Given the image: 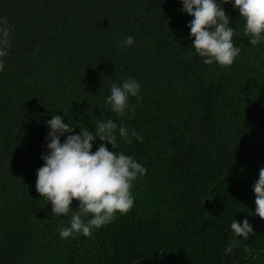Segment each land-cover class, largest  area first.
I'll use <instances>...</instances> for the list:
<instances>
[{
	"label": "trees",
	"instance_id": "16d2710c",
	"mask_svg": "<svg viewBox=\"0 0 264 264\" xmlns=\"http://www.w3.org/2000/svg\"><path fill=\"white\" fill-rule=\"evenodd\" d=\"M221 6L241 49L230 68L195 54L182 0H0L14 29L0 72V264H264L250 183L264 168V42L251 46L234 3ZM129 77L142 100L118 117L106 101ZM53 115L73 134L122 122L133 142L117 132L109 150L147 170L131 212L91 237L61 238L71 217H54L36 190ZM245 219L254 233L225 254Z\"/></svg>",
	"mask_w": 264,
	"mask_h": 264
},
{
	"label": "clouds",
	"instance_id": "9594fccd",
	"mask_svg": "<svg viewBox=\"0 0 264 264\" xmlns=\"http://www.w3.org/2000/svg\"><path fill=\"white\" fill-rule=\"evenodd\" d=\"M228 3H234L239 11L244 21V35L251 46L264 42V0H220V3L217 0H182L183 11L193 18L188 25L193 38L191 47L205 65L230 68L241 53L233 43L236 28L230 27V17L221 6ZM13 30L7 17H0V72L5 66L3 58L10 54ZM133 43L134 38L128 36L120 47H130ZM140 87L132 77L122 83H112L106 101L111 112L118 117L125 116L128 111L134 113L135 105L129 103V97L142 100ZM47 123L51 129L47 137L49 151L42 156L45 163L38 169L36 190L47 205L51 204L54 217H71L69 227L58 229L61 238L91 237L95 230L114 222L118 214H129L134 207V182L147 170L132 156L109 150L108 144L118 149L117 132L127 144H132L123 123L118 125L110 118L98 119L95 131L80 126L79 134H73L75 126L65 124L59 115H53ZM66 134V141L61 143V137ZM131 137L143 139L134 129ZM97 138L104 143L93 152V142ZM198 155L206 159L201 153ZM251 182H256L253 186L255 215L264 220V168L251 178ZM73 201L79 202L78 210H73ZM231 230L234 237L225 249L228 255L239 247L237 238L246 241L254 233L247 219L242 225L233 220Z\"/></svg>",
	"mask_w": 264,
	"mask_h": 264
}]
</instances>
